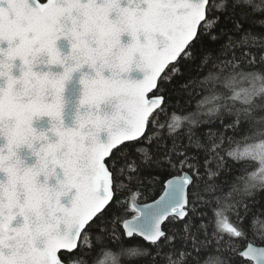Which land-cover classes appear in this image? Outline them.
<instances>
[{
	"label": "snow or ice",
	"instance_id": "1",
	"mask_svg": "<svg viewBox=\"0 0 264 264\" xmlns=\"http://www.w3.org/2000/svg\"><path fill=\"white\" fill-rule=\"evenodd\" d=\"M259 74L264 0H0V264H264Z\"/></svg>",
	"mask_w": 264,
	"mask_h": 264
},
{
	"label": "trees",
	"instance_id": "2",
	"mask_svg": "<svg viewBox=\"0 0 264 264\" xmlns=\"http://www.w3.org/2000/svg\"><path fill=\"white\" fill-rule=\"evenodd\" d=\"M205 75L207 74V71H205L204 73ZM217 90H219V88L221 87L220 85H217ZM207 88L210 90L211 89V85L207 86ZM209 90H201V89H197L196 93L193 94V98L191 100V103L189 105H187V110L188 111H195L196 110V104L197 102L203 98V96L208 95L209 94ZM189 91H192L191 89H189ZM175 97L173 98L172 101H170V103H175ZM187 99V97H183L181 100V103L183 104V100ZM175 109L173 108H169L168 111V115H164L161 114L160 115V123H166V121L168 120V118L170 117L172 111H174ZM201 131H206L207 129L204 126H201ZM166 131V129H165ZM228 136H231V132L228 133ZM237 140L240 139L239 136L236 137ZM233 147L235 145H232ZM229 147L228 143H227V136L225 137V143H224V148L227 149ZM248 170H251V168H249ZM241 175H245L244 172L241 171H237L235 173H233V178H235L236 176H241ZM140 195L137 197V201H141V202H148L151 201L153 199H155L158 195L159 192L162 191V188L160 186H157V191L155 192V194H153L150 190L149 187L147 185H145L143 188H141L140 190ZM125 195H128L127 193ZM256 214L257 217L259 219H264V216H260V209L257 208L256 210ZM134 213H129V217L131 215H133ZM211 208H209V216H211ZM128 218V217H127ZM92 245H93V250L91 253V256H85L82 257L83 259H85L88 264H94L95 260L99 257L100 255V251L102 247H106L108 249H112L115 251H119L121 248H128V247H140L142 250L144 248L147 247L146 243L143 241L142 238H136V239H122L119 243H113L111 241H106L103 245L101 244H97L95 242V237L93 236L92 239ZM62 255H64V253H61ZM121 261L122 264H148V259L144 256V255H135L132 257H128V256H123L121 257Z\"/></svg>",
	"mask_w": 264,
	"mask_h": 264
},
{
	"label": "clouds",
	"instance_id": "3",
	"mask_svg": "<svg viewBox=\"0 0 264 264\" xmlns=\"http://www.w3.org/2000/svg\"><path fill=\"white\" fill-rule=\"evenodd\" d=\"M242 87H245V88H249V87H252L250 84H248L247 82H245ZM261 95H264V74H259V78L258 80L256 81V84H255V90L253 91V94H252V100L255 101L256 98L258 96H261ZM260 115V114H258ZM261 123V126H264V122H260ZM255 126V125H254ZM246 143L248 144H257L258 143V140L257 139H250L249 141H247ZM241 149H243L244 145L241 144ZM250 158V157H248ZM258 167V165H257ZM256 168H251V170H249V172H252V171H255ZM247 173H245V179H247ZM256 183L258 185H261V186H264V174H260L256 177ZM130 248H133V247H128L126 249H130ZM104 252H112L114 254H116V259L115 261H113L111 258H105L103 253ZM123 256H128V257H132L128 254L127 251H124V252H121L120 250L119 251H115V250H112V249H108V248H105L101 251L99 257L95 260V264H100L101 261H103V264H122V261H121V257Z\"/></svg>",
	"mask_w": 264,
	"mask_h": 264
},
{
	"label": "water",
	"instance_id": "4",
	"mask_svg": "<svg viewBox=\"0 0 264 264\" xmlns=\"http://www.w3.org/2000/svg\"><path fill=\"white\" fill-rule=\"evenodd\" d=\"M151 201H152V200H151ZM151 201H148V202L137 201V202L143 204V203H151ZM128 218H130V217H128Z\"/></svg>",
	"mask_w": 264,
	"mask_h": 264
}]
</instances>
